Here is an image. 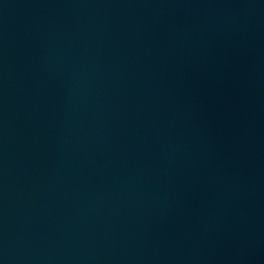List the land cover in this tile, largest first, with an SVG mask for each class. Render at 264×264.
I'll list each match as a JSON object with an SVG mask.
<instances>
[{
  "label": "water",
  "instance_id": "1",
  "mask_svg": "<svg viewBox=\"0 0 264 264\" xmlns=\"http://www.w3.org/2000/svg\"><path fill=\"white\" fill-rule=\"evenodd\" d=\"M0 264H264V0H0Z\"/></svg>",
  "mask_w": 264,
  "mask_h": 264
}]
</instances>
